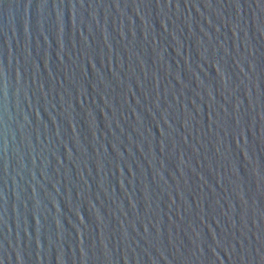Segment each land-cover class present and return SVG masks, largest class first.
Returning <instances> with one entry per match:
<instances>
[{
    "label": "water",
    "instance_id": "water-1",
    "mask_svg": "<svg viewBox=\"0 0 264 264\" xmlns=\"http://www.w3.org/2000/svg\"><path fill=\"white\" fill-rule=\"evenodd\" d=\"M0 264H264V0H0Z\"/></svg>",
    "mask_w": 264,
    "mask_h": 264
}]
</instances>
